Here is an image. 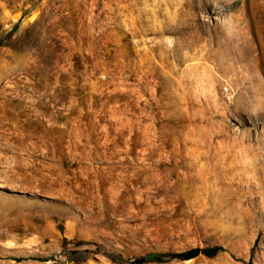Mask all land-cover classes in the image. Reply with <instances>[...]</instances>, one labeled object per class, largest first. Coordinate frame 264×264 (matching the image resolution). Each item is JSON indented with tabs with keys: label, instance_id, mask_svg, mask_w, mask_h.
Here are the masks:
<instances>
[{
	"label": "rangeland",
	"instance_id": "1",
	"mask_svg": "<svg viewBox=\"0 0 264 264\" xmlns=\"http://www.w3.org/2000/svg\"><path fill=\"white\" fill-rule=\"evenodd\" d=\"M0 43V264H264V0H0Z\"/></svg>",
	"mask_w": 264,
	"mask_h": 264
},
{
	"label": "trees",
	"instance_id": "2",
	"mask_svg": "<svg viewBox=\"0 0 264 264\" xmlns=\"http://www.w3.org/2000/svg\"><path fill=\"white\" fill-rule=\"evenodd\" d=\"M13 33L12 31H9L8 34ZM7 44L0 43V46H6ZM224 251V248L220 245L215 246H208V247H195L188 249L186 251L178 252V253H159V252H153L150 253L146 259L147 261H153V262H163L164 260H167L165 258H168V260H177V261H185V260H191L197 258L199 255H205L207 257H214L219 252Z\"/></svg>",
	"mask_w": 264,
	"mask_h": 264
}]
</instances>
